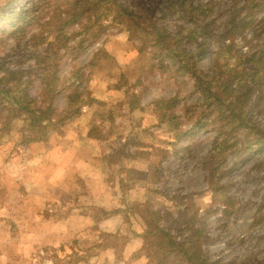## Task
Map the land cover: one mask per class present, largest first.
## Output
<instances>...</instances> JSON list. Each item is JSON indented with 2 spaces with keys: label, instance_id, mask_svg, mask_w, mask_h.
<instances>
[{
  "label": "rangeland",
  "instance_id": "rangeland-1",
  "mask_svg": "<svg viewBox=\"0 0 264 264\" xmlns=\"http://www.w3.org/2000/svg\"><path fill=\"white\" fill-rule=\"evenodd\" d=\"M119 1L135 6L132 0ZM245 1L193 0V4L203 7L202 17L214 36L198 38L205 41L207 50L197 55V72L231 76L234 86L250 92L246 105L250 109L264 97V0L255 9L253 0H247L248 8ZM32 2L39 4L37 13L42 19L66 7L65 0H26L25 5ZM147 2L153 8L159 5L157 21L180 32V38L186 39L182 44L195 51L196 44L187 40L192 29L183 15L172 12L168 0ZM5 3L0 0V5ZM102 13L99 22L93 20L92 32L73 35L74 50L60 60L59 80L47 91L46 81L38 76L42 68L34 58L47 40L37 45L22 33L12 35L11 28L5 33L0 29L1 62L28 70L32 94L42 105L66 111L71 124L48 133V147L41 135L26 129L24 114H18L11 94H0V155L18 152L23 155L20 158L26 156V161L19 160L20 171L25 173L22 185H32L26 176L28 170H37L42 192L50 191L42 198L31 196L32 202L42 203L37 212L43 214L35 219V210L25 207L28 195L17 199L8 195L9 163L2 165L0 264H152L157 239L153 218L157 217L149 212H158L161 227L171 228L175 235L186 223L201 228V249L209 264H264V218L260 215L264 212V152L253 151L256 145L248 140L245 129L221 133L218 115L204 106L195 78L163 57L144 34L116 20L117 12ZM243 18H248V26L241 23L235 37L225 35V39L228 19L232 25ZM32 25L29 33L38 28ZM79 29L78 25L68 28L69 32ZM226 46L230 48L222 50ZM252 51L255 56L248 59ZM214 53L219 54L218 61ZM173 97L179 100L177 106L156 103ZM251 120L264 125L263 106L248 117ZM80 135L93 139L95 146L72 139ZM223 140L224 145L218 147ZM74 142L79 147L74 148ZM26 147L38 155L33 161ZM78 148L80 152L72 151ZM258 160L263 169L254 170ZM44 167L50 181L49 177L43 180ZM212 167L218 169L214 176ZM48 203L52 212L50 206L45 207ZM93 205L96 209L90 210L89 217L86 213ZM72 207L83 216L79 221L48 223L50 213L57 222L62 209L66 213ZM124 238L131 243L122 247Z\"/></svg>",
  "mask_w": 264,
  "mask_h": 264
},
{
  "label": "trees",
  "instance_id": "trees-1",
  "mask_svg": "<svg viewBox=\"0 0 264 264\" xmlns=\"http://www.w3.org/2000/svg\"><path fill=\"white\" fill-rule=\"evenodd\" d=\"M65 1L66 7H59V10L52 13L48 19H42V16L38 15L39 4L37 2L34 4L32 2L33 5L31 6H26V0H7V3L0 5V29L3 28V33L6 32L7 28H11L12 35L22 33L24 35L23 38H28V42H34L37 45L41 44L42 40H47L45 43L47 46L34 57L36 58L37 66L42 68V72L38 76H40L42 81L48 82H44L47 86L45 87L46 91L49 89L48 87L55 86L59 80L58 66L60 60L67 51L74 50V45L70 43L72 38L81 35L83 32H92L93 27L96 25L93 20L99 22L102 19L104 10L107 15L117 12L115 13L116 20L121 19L123 24L126 23L135 32L141 35L144 34V39L150 40L152 47L160 51L163 57L171 59L180 71L185 74L188 73L195 78L196 89L200 92L204 106L212 114L218 115V121L221 122L219 128L221 133H225L229 128L233 131L245 129L248 140H252L251 143L256 145V150L252 146H249L250 149L255 152H264V125H260L259 122H254L253 120L248 122V117H252L258 108L262 106L264 108L262 102L264 97L259 98L256 103H252L250 110L247 108L248 106L246 107L250 101V92L243 91L241 89L243 87L239 88L238 85L234 86L231 76L225 78H221L217 74L202 76L197 72V55L201 52L202 55L207 50L205 41L199 42L198 38L199 36H204V38L205 36H208V38L214 37L209 28L210 23L207 22L206 17H202L203 7L199 3L194 5L193 0H168L171 6L170 9L172 8L171 11L181 13L183 20L192 29H189L187 35L189 44H196L195 51H192V49L182 44L186 39L180 38V32L175 33L157 21L156 15L158 14L159 5L153 8L151 2H147V0H132L135 4L133 8H138V12H135L133 8L119 0ZM123 1L127 2L128 0ZM258 2L259 0L252 1L253 9L257 8ZM248 3L249 1L246 0L244 7L248 8ZM236 4L234 3V5ZM95 15L96 19L94 18ZM232 15L237 14L233 13ZM124 17L128 18V22L124 20ZM248 22V18H243L240 23L237 24L234 21L231 25L228 19L225 24L224 38L226 39V35L233 39L240 24L242 23L243 27L246 28ZM33 23L38 28L36 31L29 33L28 28L33 26ZM75 25H78L80 29L69 32L68 28H72ZM52 34H54L53 40L48 39ZM223 48L228 49L230 47H222V50ZM63 50H65L64 53L62 52ZM218 56L219 54L216 55V58L214 57L217 61ZM254 56L253 51L246 55L248 59L254 58ZM161 63L165 68V63ZM27 71L11 68L8 63L0 60V94H11L15 103L18 104V109L16 108L19 111L18 114H24L23 118L27 124L25 126L26 129L34 134L41 135V138L46 140L48 139V133L58 129L61 130L68 122V113L60 111L53 105H42L43 102L32 94V82L27 79ZM49 72L53 75L52 79L48 78L49 75L47 76ZM245 86L247 87V85ZM156 103L158 105L159 103H172L177 106L179 100L177 97H173L168 100L157 101ZM75 115L76 113H73L72 117ZM224 143L225 140L217 143V146H223ZM261 163L262 160H258L254 164V170L257 168L263 169ZM217 170L212 167L211 175L214 176ZM262 179L264 180V176ZM221 188H224V186L222 185L218 189ZM150 213L152 218L154 216L157 217L156 219L153 218L156 223L153 235L157 239L156 247L153 249L152 264H209L201 249L202 243L200 240L203 236L201 228L194 229L193 225L186 223L184 230L175 235L171 228L161 227L158 212ZM260 215L261 218H264V212L260 213ZM115 238L116 241H122L123 239L117 236ZM124 241L125 244H122V247H125L128 243L125 238ZM239 264H247V262L243 261Z\"/></svg>",
  "mask_w": 264,
  "mask_h": 264
},
{
  "label": "crops",
  "instance_id": "crops-1",
  "mask_svg": "<svg viewBox=\"0 0 264 264\" xmlns=\"http://www.w3.org/2000/svg\"><path fill=\"white\" fill-rule=\"evenodd\" d=\"M68 123H66V126L70 127L69 125H71V124L70 123L68 124ZM72 126L73 127H76L77 125L76 124H73ZM72 139L73 140H78V142H80L81 145L84 144V146L85 145H90V146L93 145V146H95L94 141H92L93 139L91 140L89 137L88 138H84V137H81V135H80V137H76V138H72ZM86 139H88V140H86ZM63 140L61 141V143L63 142ZM66 140H68V138H66ZM95 141L99 142V140H96V139H95ZM41 142L44 143V145H46L48 147L50 146V140H48V139L42 140ZM84 142H86L87 144L84 143ZM73 146H74V148H76L77 146L79 147V144L76 145V143L74 142V145ZM60 147L62 149H65L62 146V144H60ZM45 149H46L45 151H47V148H45ZM77 150L80 152V148H78V149H72V151H74V152L77 151ZM65 152L67 154L68 153V150L66 149ZM27 155L30 157V159L32 157L35 158V157L38 156V155L33 156L32 151L29 150V149H28ZM21 156L23 157V155H21V153H18V152L17 153H14L13 155H4V154L0 155V174L2 173V169L4 168L2 165H4L5 163H9V165H8L9 166V169H10L9 176L6 177L7 184H8V187H9L8 189L10 190V192H8V195H11V196L14 195V197L16 199H17V196H19L20 194L28 195V200L25 201V207L26 208L27 207H29V208L32 207V209L35 210V213H34L35 216L34 217H35V219H37V216H40L41 214H43V213L40 214V213L37 212V210L40 208V206L42 207V203L39 200H37V201H39L38 203L32 202L30 200L31 199V196L32 197H35V199H37V197H39V196L41 197L42 194H44V195L50 194V191H48V189H47L46 191L42 192L43 188H41L40 185L38 184L40 182V179L39 178H40L41 174H39L37 170H33L32 173H31L32 170H28L29 172H28V174L26 176V177L29 176V178L32 179V183L33 184L31 185L30 183H28L27 186H23L22 185V183H21L22 175L21 174H25V173H24L23 170L20 171L19 160L20 161H26L27 159H26V156H25V159L24 158H20ZM31 160L33 161L34 159H31ZM66 164H68V162H66ZM44 170H45V172H44V175L43 176L45 178L43 177L44 178L43 180L46 181L47 178L49 177V180L48 181H50V179H51L50 173L47 175V171H46L47 169H46V167H44ZM75 170L77 171V169H75ZM66 173H67V171H66ZM79 174L80 173L78 171V175ZM1 180H3V179L1 178ZM18 202H19V200H18ZM51 204L52 203L45 204V207L50 206V210H51ZM64 209H66V208L64 207ZM91 209H96V207L93 205V206H91L89 208V212L86 213V215L87 216L89 215V217H90V214L89 213H90V210ZM68 210L69 211L65 213V212H63V209H62V212H61V215H60V219L57 222H54L53 221V215H52V213H50V215L48 217V219H49L48 220V223H50L51 225H53V223L63 225V224L68 223L70 220L71 221H74V220L79 221V219L83 217L81 215V213H78V209L76 207H72V209H68ZM51 212H52V210H51ZM43 218L47 221V214H45ZM79 233L81 235V231H79ZM80 235L78 234L79 237H80ZM128 242H129V240H128ZM130 243L131 242L127 243V246Z\"/></svg>",
  "mask_w": 264,
  "mask_h": 264
}]
</instances>
